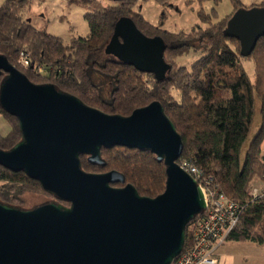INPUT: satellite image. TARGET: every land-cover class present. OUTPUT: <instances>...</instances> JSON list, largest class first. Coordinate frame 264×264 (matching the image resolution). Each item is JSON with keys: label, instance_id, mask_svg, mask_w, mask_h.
I'll use <instances>...</instances> for the list:
<instances>
[{"label": "water", "instance_id": "95a60500", "mask_svg": "<svg viewBox=\"0 0 264 264\" xmlns=\"http://www.w3.org/2000/svg\"><path fill=\"white\" fill-rule=\"evenodd\" d=\"M225 35L239 41L242 57L251 56L264 37V6L237 9ZM166 47L122 18L105 53L161 81L171 67ZM0 74V105L18 119L22 136L0 149V166L24 172L55 197L32 208L0 201V264H172L186 225L206 202L178 163L183 139L162 103L109 114L52 83L32 82L1 53ZM116 146L155 154L166 167L164 191L144 196L119 170L83 169L82 156L103 167L102 150Z\"/></svg>", "mask_w": 264, "mask_h": 264}, {"label": "trees", "instance_id": "16d2710c", "mask_svg": "<svg viewBox=\"0 0 264 264\" xmlns=\"http://www.w3.org/2000/svg\"><path fill=\"white\" fill-rule=\"evenodd\" d=\"M111 1L100 10L86 12L87 36H74L66 43L25 20L30 0H1L0 53L32 82L52 83L109 114L127 116L160 101L183 139L178 163L187 161L204 175H212L221 190L243 207L227 241L264 246V196L253 198L249 193L252 182L264 177V37L247 57L255 63L252 79L244 66L239 41L225 35L229 19L243 7L240 0H233V12L222 19L214 20L215 10L212 14L200 11L202 24H196L190 32H172L162 28L163 23L152 24L138 9L139 0ZM158 1L163 6L171 5V0ZM82 2L86 5L95 0ZM122 18L132 20L145 35L164 39L165 59L171 65L164 80L105 53L115 24ZM188 54L193 57L192 64H179L178 59ZM22 55L29 60L23 68L17 63ZM4 75L0 74V84ZM258 102L262 122L257 134L250 138ZM0 115L11 128L6 135L0 132V149L9 150L21 140L19 122L1 105ZM102 156L106 161L103 167L92 165L87 156H82L83 169L94 173L119 170L126 183H132L144 196L155 197L164 191L165 164L159 163L150 151L116 146L104 148ZM31 193L55 199L24 172L0 166V201L30 208L25 196ZM201 215L186 225L184 249L191 245L193 228Z\"/></svg>", "mask_w": 264, "mask_h": 264}, {"label": "rangeland", "instance_id": "374dc122", "mask_svg": "<svg viewBox=\"0 0 264 264\" xmlns=\"http://www.w3.org/2000/svg\"><path fill=\"white\" fill-rule=\"evenodd\" d=\"M30 5L24 11V18L35 27L46 29L48 32L61 37L69 43L74 36H87L88 22L85 14L89 10H100L112 3L111 0H95L84 4L82 0H30ZM172 5L163 6L158 0H139L138 9L152 24L172 32H190L196 24H202L199 12L212 14L215 10L214 20L222 19L232 11L233 0H171ZM1 4V0H0ZM193 57L189 54L178 59L179 64L189 66ZM19 61V60H18ZM20 67H25L17 62ZM244 66L252 79H254L255 63L251 59H243ZM259 107V103H257ZM259 111L255 115L250 138L255 136L261 126ZM9 122L0 115V132L6 135L10 131ZM254 187H263L262 182L256 179L249 187V193ZM26 206L35 207L41 203L52 201V197L41 193H31L25 196Z\"/></svg>", "mask_w": 264, "mask_h": 264}, {"label": "built area", "instance_id": "2783aa9c", "mask_svg": "<svg viewBox=\"0 0 264 264\" xmlns=\"http://www.w3.org/2000/svg\"><path fill=\"white\" fill-rule=\"evenodd\" d=\"M19 61L25 67L29 65L24 55ZM39 71L43 72L42 68ZM180 165L202 188L206 208L195 223L191 245L183 248L172 264H218L217 251L238 224L243 207L221 190L212 175H204L201 169L187 161ZM260 181L263 187H254L250 192L253 198L264 196V177Z\"/></svg>", "mask_w": 264, "mask_h": 264}, {"label": "crops", "instance_id": "0c3cea01", "mask_svg": "<svg viewBox=\"0 0 264 264\" xmlns=\"http://www.w3.org/2000/svg\"><path fill=\"white\" fill-rule=\"evenodd\" d=\"M240 1L243 4V7H247V8L264 4V0H240ZM233 10H234V6H232V11L229 12V14H231ZM257 110L259 111L258 106H257ZM262 154L264 156V141L262 142ZM217 255L219 261L218 264H264V246H260L256 243L249 241L248 242L226 241L218 249Z\"/></svg>", "mask_w": 264, "mask_h": 264}, {"label": "flooded vegetation", "instance_id": "af4514ba", "mask_svg": "<svg viewBox=\"0 0 264 264\" xmlns=\"http://www.w3.org/2000/svg\"><path fill=\"white\" fill-rule=\"evenodd\" d=\"M171 5H172V3H171Z\"/></svg>", "mask_w": 264, "mask_h": 264}]
</instances>
